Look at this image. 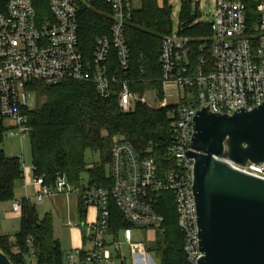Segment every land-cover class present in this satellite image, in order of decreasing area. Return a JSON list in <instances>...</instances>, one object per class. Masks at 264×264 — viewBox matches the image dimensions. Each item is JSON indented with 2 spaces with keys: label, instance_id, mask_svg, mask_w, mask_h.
<instances>
[{
  "label": "built area",
  "instance_id": "2783aa9c",
  "mask_svg": "<svg viewBox=\"0 0 264 264\" xmlns=\"http://www.w3.org/2000/svg\"><path fill=\"white\" fill-rule=\"evenodd\" d=\"M98 1L110 8L111 26L107 35L96 39L87 60L80 48L79 23L83 11ZM250 2L253 14L244 0H216L208 24L211 36L201 40L197 51L183 36L171 34L162 39L160 81L163 87L173 84L179 93L178 106L170 108L167 115L170 169L159 168L153 146L138 153L129 142L116 138L111 148L109 189L88 180L73 188L59 175L50 186L41 177L32 180L37 191L32 199H26L35 204L42 205L55 196L77 195L96 211L94 221L82 224L84 247L65 253L64 264H116L111 250L120 242H107L110 203L128 225L122 230L123 243L131 244L134 231L155 232L160 225L162 218L156 209L164 193L172 198L186 264H198L202 253L193 193L194 160L186 153L193 151L197 111L209 106L208 113L232 116L237 109L251 112L264 102V0ZM134 9V0H49V15L39 19L30 0H0V126L5 129L4 137L22 141L30 134L27 112L34 109L35 98L26 90L30 82L47 87L65 82L90 84L102 99L118 95L122 113H130L137 101L143 103L126 77L130 53L125 30ZM112 56L124 78L111 74ZM167 107L165 100L159 104V108ZM220 160L264 180V163L242 166L227 157ZM19 211L20 201L11 207L12 213Z\"/></svg>",
  "mask_w": 264,
  "mask_h": 264
},
{
  "label": "trees",
  "instance_id": "16d2710c",
  "mask_svg": "<svg viewBox=\"0 0 264 264\" xmlns=\"http://www.w3.org/2000/svg\"><path fill=\"white\" fill-rule=\"evenodd\" d=\"M39 19L49 15V0H30ZM252 6L250 0H244ZM135 9L126 25L125 37L130 53L129 71L126 77L132 81L134 93L143 97L130 113H122L118 95L100 98L90 84L65 82L47 87L41 82L28 83L26 90L36 98L35 108L27 112L32 146L34 177H41L46 186L54 183L56 175L77 188L87 176L90 184L109 189L111 180L106 168L110 164L113 140L124 139L138 153L153 146L156 163L161 170L170 169L166 148L171 140V126L167 118L169 107L148 105L147 94L154 102L164 100V87L160 81L159 61L162 39L171 35L170 8L157 0H134ZM185 26L178 35L192 41L194 51L202 39L211 36L209 25L192 26L189 5L184 7ZM111 26L110 8L101 1L85 11L80 18V48L85 59L90 60L97 38L107 35ZM110 72L118 78L125 75L112 56ZM4 128L0 126V144ZM99 155V162L88 168L87 152ZM23 177L18 157H6L0 151V204L14 199L15 186ZM81 199V197H80ZM82 200V199H81ZM83 201V200H82ZM84 205V204H83ZM83 205L79 216L84 219ZM110 231L115 236L127 228L122 215L113 202L110 203ZM156 212L162 221L156 229V239L148 248L160 259V264H186L183 252V236L177 226V215L170 194H161ZM20 230L10 237L0 235V252L11 264H27L30 254L35 264H64V252L55 238L52 218L49 214L40 218L36 206L28 199L20 201ZM16 250V252H14Z\"/></svg>",
  "mask_w": 264,
  "mask_h": 264
},
{
  "label": "water",
  "instance_id": "95a60500",
  "mask_svg": "<svg viewBox=\"0 0 264 264\" xmlns=\"http://www.w3.org/2000/svg\"><path fill=\"white\" fill-rule=\"evenodd\" d=\"M207 110L193 118V151L186 153L194 160L198 264H264V180L220 160L264 163V102L232 116ZM0 264H11L1 252Z\"/></svg>",
  "mask_w": 264,
  "mask_h": 264
},
{
  "label": "rangeland",
  "instance_id": "374dc122",
  "mask_svg": "<svg viewBox=\"0 0 264 264\" xmlns=\"http://www.w3.org/2000/svg\"><path fill=\"white\" fill-rule=\"evenodd\" d=\"M98 3V2H97ZM96 3V4H97ZM164 3L170 8V25H171V34L176 36L185 26L184 21V7L188 3V14L190 15V21L192 26H205L211 22L210 13H214L216 10V0H158V4L163 6ZM95 4V5H96ZM139 99H143L138 94H136ZM164 100L167 102L169 108L176 107L179 104V93L176 90L175 86L171 83L165 84L164 86ZM31 96V94H30ZM146 100L148 105L152 107H158L159 102H154L152 94L146 95ZM164 100L162 102H164ZM31 101V100H30ZM34 107L36 105V98L33 101ZM5 136V129H4ZM0 151H2L6 157H20L23 160L22 167L24 169L32 167V146L30 135H27L23 138L22 141L18 139H8L5 138L0 144ZM86 161L88 163V168L94 167V163L99 162V155L92 154L87 152L85 155ZM109 166L106 168L107 175L109 174ZM34 180V175L32 176ZM83 179L86 181L87 176L84 175ZM30 197L32 196V188L28 189ZM22 193V191H21ZM24 195V193H22ZM18 194L15 193L14 199L10 202L0 204V210L3 212H11V207L20 198H25L26 195L18 198ZM28 197V195H27ZM36 205L37 214L40 218H43L44 215L48 212L47 203L44 205ZM57 221H55L54 224ZM20 230V220L14 216L10 218H5V215L0 214V234L7 236H14ZM157 231V230H156ZM156 231L152 232L151 235L148 231H140L135 233L134 242L132 245L122 244L120 249V257H116L115 251L112 249L111 252L114 254L115 259L117 260L116 264H120V261H123L124 264H160V259L158 255L154 252H149L148 248L153 245V242L156 239ZM55 236L61 240V249L63 252H66L69 248L68 243L65 242L66 233L61 228H57L55 231ZM152 236V237H151ZM151 239V240H150ZM151 242V243H150ZM27 264H35V259L32 254L27 257Z\"/></svg>",
  "mask_w": 264,
  "mask_h": 264
},
{
  "label": "crops",
  "instance_id": "0c3cea01",
  "mask_svg": "<svg viewBox=\"0 0 264 264\" xmlns=\"http://www.w3.org/2000/svg\"><path fill=\"white\" fill-rule=\"evenodd\" d=\"M23 169V177L20 181L16 183L15 186V193H17L20 198L21 196L26 195L25 198H20L19 200H16V202L21 201L22 199H26L27 195L28 198L32 199L35 194H36V187L32 185V176L33 172L31 171V168H22ZM29 187L32 188V196L30 197L28 189ZM24 193V195L21 193ZM14 193V195H15ZM32 202V200H30ZM47 203L48 206V212L46 214H49L52 218V223H53V231H54V236H55V231H56V226L57 228H61L65 231L66 237L65 242L68 243L69 248L66 252L72 251L73 249L77 248H82L83 246V234H82V224L86 221H94L96 219V211L92 207L86 206L83 201L80 199L79 196L77 195H69V196H55L52 198H46L43 202L42 205ZM35 204L34 202H32ZM83 205L84 208V219H81L79 216V207ZM36 206V205H35ZM1 215H5V218H10L14 216L15 218H19L20 220V215L19 214H14L12 212H3V210H0ZM39 215V214H38ZM40 217V216H39ZM55 221H57V224H54ZM140 232V231H134L133 232V239L131 244H126V245H132L134 242V237L135 233ZM151 235L152 232L154 231H148ZM4 235V234H0ZM152 237V236H151ZM55 238L60 242L61 240L55 236ZM118 240L120 242V245H118L117 249H113L115 251V254L117 255L116 257H120V249L119 247L123 243V236H122V230L118 232V235L115 236L114 234L109 231L107 235V242L110 244L112 241ZM151 240V239H150ZM151 243V242H150ZM16 252V250H14ZM114 256V254H113ZM123 261H120V264ZM124 264V262H123Z\"/></svg>",
  "mask_w": 264,
  "mask_h": 264
}]
</instances>
